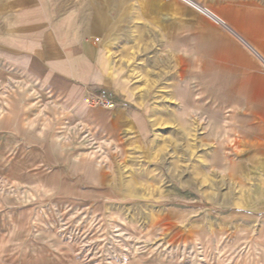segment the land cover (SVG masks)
<instances>
[{
    "label": "rangeland",
    "instance_id": "obj_1",
    "mask_svg": "<svg viewBox=\"0 0 264 264\" xmlns=\"http://www.w3.org/2000/svg\"><path fill=\"white\" fill-rule=\"evenodd\" d=\"M111 35L87 78L0 71V264H264L262 60L182 104L170 62Z\"/></svg>",
    "mask_w": 264,
    "mask_h": 264
},
{
    "label": "crops",
    "instance_id": "obj_2",
    "mask_svg": "<svg viewBox=\"0 0 264 264\" xmlns=\"http://www.w3.org/2000/svg\"><path fill=\"white\" fill-rule=\"evenodd\" d=\"M91 1L93 5L88 0L76 4L73 0H0V71L6 77L13 69L30 75L52 72V78L59 75L62 81L87 78L89 70L105 69L98 55L125 21L130 39L139 40L145 52L152 47L162 56L151 63L170 62L175 69L173 85L191 87L187 99L177 96L182 104L213 102L206 88L228 85L218 81L217 74L246 65L247 48L264 63L256 50L264 39V0ZM195 5L207 8L224 24ZM91 35H96V42H89ZM89 53L97 55L94 62L86 56ZM189 112L177 114L182 128ZM203 113L194 111L192 116L200 118ZM130 114L137 118V113ZM216 157L209 165L217 163Z\"/></svg>",
    "mask_w": 264,
    "mask_h": 264
},
{
    "label": "built area",
    "instance_id": "obj_3",
    "mask_svg": "<svg viewBox=\"0 0 264 264\" xmlns=\"http://www.w3.org/2000/svg\"><path fill=\"white\" fill-rule=\"evenodd\" d=\"M195 7H196V9H197L199 12L205 14L206 16H209V17H210L213 21H215L216 23H218V24H224L223 20H221L219 17H217L216 15H214L213 13H211L207 8H205V7H200V6H198V5H195ZM103 103H104L105 105H108V106L111 104L109 100L103 101Z\"/></svg>",
    "mask_w": 264,
    "mask_h": 264
}]
</instances>
